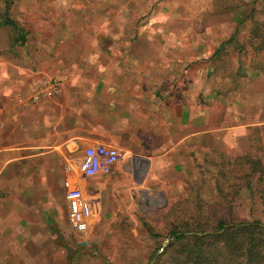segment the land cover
Returning a JSON list of instances; mask_svg holds the SVG:
<instances>
[{
    "label": "crops",
    "instance_id": "1",
    "mask_svg": "<svg viewBox=\"0 0 264 264\" xmlns=\"http://www.w3.org/2000/svg\"><path fill=\"white\" fill-rule=\"evenodd\" d=\"M40 31L34 26L31 40L0 46V264H55L57 237L71 232L64 181L90 198L88 231L96 232L107 217L106 194L119 206L170 196L202 139L246 127L229 123L233 103L202 92L199 64L185 77L179 46L121 48L83 32L74 40ZM50 80L56 92L32 101ZM212 102L222 116L216 129H209ZM96 146L119 151L110 174L65 172Z\"/></svg>",
    "mask_w": 264,
    "mask_h": 264
},
{
    "label": "rangeland",
    "instance_id": "2",
    "mask_svg": "<svg viewBox=\"0 0 264 264\" xmlns=\"http://www.w3.org/2000/svg\"><path fill=\"white\" fill-rule=\"evenodd\" d=\"M4 17L15 21L30 40L35 26L41 38H48L43 32L53 28L59 37L71 34L76 40L83 32L107 46H179L185 77L192 73L193 63L199 64L202 92L212 89L217 99L233 103V110L227 111L229 123L246 126L230 135L202 139L199 152L188 155L183 181L170 189V196L134 198V203L119 206L106 194L103 227L85 234L70 228L65 237L58 236L55 264H106L91 249L108 264H151L153 255L168 244L165 240L176 221L174 208H182L179 219L194 229L214 228L220 218L264 224V185L245 177L247 165L241 160L248 156L264 162V75L250 74L252 64L262 61L253 50L257 41L252 30L264 22L263 0H0V18ZM69 30L72 33H66ZM235 30L233 41L216 55ZM159 31L167 35L160 37ZM14 36L10 27L0 26V46L10 44ZM35 38L39 39L36 33ZM217 103L208 110L209 129L220 128ZM250 181L252 189L247 187ZM194 192L203 203L189 212L192 205L183 199Z\"/></svg>",
    "mask_w": 264,
    "mask_h": 264
},
{
    "label": "trees",
    "instance_id": "3",
    "mask_svg": "<svg viewBox=\"0 0 264 264\" xmlns=\"http://www.w3.org/2000/svg\"><path fill=\"white\" fill-rule=\"evenodd\" d=\"M264 1V0H263ZM0 26L10 27L15 36L14 44H24L26 31L9 17L0 18ZM237 30L225 42L221 43L216 55L222 48L233 41ZM252 39L256 42L254 51L261 55L262 61L254 62L250 67V74L264 75V22L257 24L252 30ZM243 75L247 72L239 67ZM243 165H247L246 178L254 179L256 183L264 185V162L258 157L243 156ZM247 184L248 189H252ZM194 206L201 207L203 203L198 193L183 199ZM181 209H173L174 220L172 229L168 232L169 243L159 254H154V264H264V224L259 221H236L232 218H220L214 228L194 229L187 220L179 219ZM177 212V214L175 213ZM188 212V214H189ZM186 217H189L186 215ZM182 225V226H180ZM198 233L200 235H198ZM159 250H157L158 252ZM156 252V253H157Z\"/></svg>",
    "mask_w": 264,
    "mask_h": 264
},
{
    "label": "built area",
    "instance_id": "4",
    "mask_svg": "<svg viewBox=\"0 0 264 264\" xmlns=\"http://www.w3.org/2000/svg\"><path fill=\"white\" fill-rule=\"evenodd\" d=\"M57 90V82L50 80L39 88V93L32 97L37 101L42 93L46 96L54 94ZM120 159L117 149L106 146L89 147L83 151L79 160L70 162L65 172L71 169L77 170L85 178H93L97 175H108L112 167ZM64 199L67 203V221L71 229L78 234H85L88 230V219L91 216V200L85 197L79 189L72 186L70 181L63 182Z\"/></svg>",
    "mask_w": 264,
    "mask_h": 264
},
{
    "label": "water",
    "instance_id": "5",
    "mask_svg": "<svg viewBox=\"0 0 264 264\" xmlns=\"http://www.w3.org/2000/svg\"><path fill=\"white\" fill-rule=\"evenodd\" d=\"M198 235H200L199 233H198ZM169 241H170V238H167L166 240H165V244H167V243H169ZM92 251H93V254L96 256V257H98L99 259H101L103 262H105L106 264H108V261L106 260V259H104V258H102L97 252H95L93 249H91ZM163 250V248L160 250V252ZM153 262H154V260H152V262H151V264H153Z\"/></svg>",
    "mask_w": 264,
    "mask_h": 264
}]
</instances>
